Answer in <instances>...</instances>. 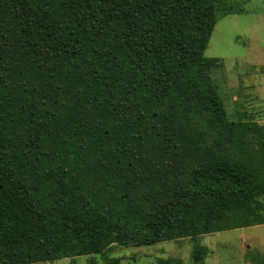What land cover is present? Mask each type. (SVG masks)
Instances as JSON below:
<instances>
[{"label": "trees", "instance_id": "16d2710c", "mask_svg": "<svg viewBox=\"0 0 264 264\" xmlns=\"http://www.w3.org/2000/svg\"><path fill=\"white\" fill-rule=\"evenodd\" d=\"M216 21L213 0H0V264L264 225V126L227 119Z\"/></svg>", "mask_w": 264, "mask_h": 264}, {"label": "rangeland", "instance_id": "374dc122", "mask_svg": "<svg viewBox=\"0 0 264 264\" xmlns=\"http://www.w3.org/2000/svg\"><path fill=\"white\" fill-rule=\"evenodd\" d=\"M216 24L204 51L221 64L211 81L229 121L264 126V0H213ZM208 249L207 264H264V225L161 242L142 247H115L108 256L117 264H155L176 258L190 264L194 242ZM97 264H106L93 256ZM90 257L41 264H88Z\"/></svg>", "mask_w": 264, "mask_h": 264}]
</instances>
